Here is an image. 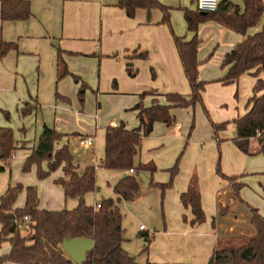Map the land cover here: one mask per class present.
I'll use <instances>...</instances> for the list:
<instances>
[{
  "label": "crops",
  "instance_id": "obj_1",
  "mask_svg": "<svg viewBox=\"0 0 264 264\" xmlns=\"http://www.w3.org/2000/svg\"><path fill=\"white\" fill-rule=\"evenodd\" d=\"M28 1L31 4V18L3 22L0 0V33L6 42L17 44L16 50L0 58V127L13 129L16 147L13 170L11 169L10 173L6 163L0 160V167H4V170L0 171V197L11 187L9 175L13 173L17 163L19 166L16 169L19 170L20 164L38 147L46 127L55 129L62 135L55 145L56 149L67 146L70 151L72 149L73 154L75 152L73 147L78 145V149L90 151L94 146L89 148L83 146V139L92 137L95 145L97 135L103 126L105 134L108 127H114L113 123L116 127L124 125L128 130L139 128V111L135 109L138 103L145 107H150L154 103L169 105L168 94L177 93L190 97L192 93L175 43V36L190 41L193 35L188 32L185 12L179 10L187 7L191 0H158L171 11L170 25L163 21L164 13L160 8H139L136 14L130 17L118 6L119 0ZM229 3L238 7L240 13L244 11V0H229ZM263 24L264 18L257 26L249 28L246 36L215 21L201 23L197 30L198 36L201 32L202 39L198 59L203 63L200 66L199 78L206 83L202 100L204 99L207 105L215 104L221 109V115L212 120V123L229 122L232 125L229 135L224 134L228 126L218 133L219 142L224 144L232 157L233 170L231 172L224 170L226 176L248 173L255 158L242 152L233 141L237 137V126L234 121L247 113V106L236 111L234 107L225 109L224 105L234 106L235 91L241 87V82L245 83L246 91H249V87L253 90L257 79L262 78L263 73L256 77L252 74L256 71L254 69L243 74L237 82L224 84L220 80L227 75L229 67L224 68L222 64L225 56L237 44L244 41L247 36L261 32ZM59 50L69 70V75L63 79L58 78ZM214 50L216 51L213 58L205 64ZM128 67L132 68L135 75L130 74ZM252 96L253 91L250 98ZM103 102L119 103V109L125 111V117L129 112L136 117L138 127L127 126L121 121L122 118L111 120L106 127L104 116L99 115L103 112L99 104L103 105ZM27 105L32 107V111L24 115L23 109ZM175 108L171 110L174 119ZM118 120L121 124L117 122ZM156 124L157 122L154 128ZM174 124L175 121L170 126L165 124L168 130L166 129V134L160 137L179 134L178 136L182 138L186 135L176 133ZM154 128L152 133L142 140L134 159L136 167L142 164L148 169H157L152 162L138 161L143 151L144 139L156 136L152 135ZM213 132V128L210 127L206 128L203 134L200 132L198 135L197 131H194L192 141L194 144L205 141L212 150L215 141ZM215 139L218 140L216 136ZM209 159L210 165L200 174L203 177L200 179V185L196 177L197 166H193L191 172L178 181L179 188L173 195L174 199H171V202L175 203L176 214L172 216L167 214V217H175L176 225L167 224L163 232L157 233L152 246H157L158 249L156 257L150 262L207 264L225 234L247 237L256 234L254 227H240L238 224H232L228 230L221 232L216 221H209L208 216L202 224H191L193 213L190 208L184 207L181 196L188 191L193 178L198 181L203 209L206 210L208 206L217 216L220 210L225 215L228 213L234 215L240 207L234 200L231 183L214 175L216 154L212 153ZM92 160L98 163L97 159ZM89 166L94 165L87 164L86 167L79 168V171L84 172ZM46 170L49 169L46 167ZM57 171L60 173L57 174ZM57 171L51 173L53 175L51 179L43 178L44 180L39 182L42 194V202L38 206L40 210L66 209L68 199L64 188L53 181L63 178L64 172L62 168ZM111 171L118 173L114 186L124 176V172ZM208 177L214 182L210 191H206ZM241 179L242 177L238 182H241ZM22 180L25 181V178ZM96 189L99 191L101 188L96 186ZM139 193L131 202L137 200ZM113 195L115 198L114 192ZM21 205L19 206L16 201L13 207L20 208ZM240 213L247 221L246 224H249L251 214L248 219L244 210ZM215 216L213 219L216 220ZM238 220V216H235V222ZM10 251L11 246L3 255H8ZM3 264L18 263L8 261Z\"/></svg>",
  "mask_w": 264,
  "mask_h": 264
},
{
  "label": "trees",
  "instance_id": "obj_2",
  "mask_svg": "<svg viewBox=\"0 0 264 264\" xmlns=\"http://www.w3.org/2000/svg\"><path fill=\"white\" fill-rule=\"evenodd\" d=\"M2 21L27 20L31 18V4L28 0H1ZM245 8L240 9L229 0H224L215 12L202 15L200 11L185 10V18L190 30H197L200 23L209 20L215 21L241 35L247 30L257 26L264 18V0H244ZM118 6L124 9L128 16L133 17L139 8H160L164 13L163 21L170 25V9L158 0H119ZM175 43L180 55L186 77L190 83L192 93L190 97L171 93L167 95L169 105L154 103L145 107L138 103L135 107L139 111L140 127L128 130L124 125L108 127L105 134V154L101 167L107 170L125 172L131 168L137 170H152L139 164L135 166L134 159L144 137L149 136L156 122H163L168 126L175 121L171 110L173 107H188L201 103L202 92L206 83L199 78L200 63L198 51L200 40L196 37L191 41L175 36ZM16 43L6 42L0 33V58L10 51L16 50ZM211 57V56H210ZM58 78L63 79L69 75V70L62 58L58 55ZM222 66L229 67L227 75L221 79L224 84L237 82L240 77L254 69L256 77L262 72L263 77L258 78L253 88V96L247 103L248 111L236 119L237 137L233 140L236 146L248 155H264V24L261 32L249 35L246 39L225 56ZM131 75H135L128 67ZM32 107L27 105L23 114L27 115ZM229 122L221 124L212 123L216 138L218 133L225 130ZM62 135L55 129L46 127L38 147L26 160L23 170L29 171L34 164L39 167V178L51 175L59 168L63 169L64 177L57 180L65 191L67 199H75L78 206L72 210L48 211L38 209V193L35 187L27 188L24 208L14 209L21 186L9 187L0 197V246L9 242L11 251L0 258V263L15 262L18 264H78L66 253L62 244L66 239L86 238L94 241V248L87 253L81 264H140L123 247L125 242L123 214L120 204L131 202L140 191L137 177L123 176L113 186L115 198L105 199L101 208L88 206L86 196L94 192L97 186V167L89 166L84 172L79 171V165L67 146L56 149V143ZM255 140L251 142V140ZM218 141H220L218 139ZM16 151L14 131L11 128L0 127V160L6 165ZM49 162V171L43 172L40 167L43 162ZM4 167H0L3 171ZM177 172V166L174 173ZM217 172L231 183L234 198L238 203H244L240 197L243 186L238 177H229L223 174L218 165ZM163 189L168 185L162 184ZM184 207L190 208L193 213L192 225L202 224L206 221V214L202 206L201 193L196 178H193L187 192L181 196ZM245 204V203H244ZM251 213L250 223L256 229V234L249 237H240L241 243L219 241L213 256L207 264H264V216L259 210L248 205ZM29 216V221L24 217ZM20 221V226L15 220ZM25 228L27 234L22 233ZM145 264L154 263L148 261Z\"/></svg>",
  "mask_w": 264,
  "mask_h": 264
},
{
  "label": "rangeland",
  "instance_id": "obj_3",
  "mask_svg": "<svg viewBox=\"0 0 264 264\" xmlns=\"http://www.w3.org/2000/svg\"><path fill=\"white\" fill-rule=\"evenodd\" d=\"M190 7L192 9H190ZM182 8L183 9L179 10L185 12V9H189L197 12V0H191L187 7ZM187 29L189 33L193 34L190 41L197 37L200 40L201 45V32L200 36H198V28L197 30H190L189 27ZM215 51L216 50H214L209 55V57L204 62L205 64L213 58ZM198 62L200 63V66L203 64L201 61H199V59ZM244 84L245 83L241 82V87L235 91V100L233 103L234 106H232V104L224 105L225 109L234 107L236 111H239L247 106L251 92L253 90L251 87H249V91H246ZM99 106L101 109H103V112L99 113V115L104 116L103 119L105 124H107L106 127L109 126L111 120H116V118H122L121 121L125 122L127 126L138 127L136 117L131 112H129V114L125 117V111H120L119 103L103 102V105L99 104ZM217 107L218 106H215V104L207 105L204 99L201 103H197L188 107H176V117L174 124L175 132H180V135H184V133H186V135H184L182 138L178 136L179 134L173 135L172 137H160L163 136L165 132H167L166 129L168 130V128L165 123L157 122L152 134L156 136L149 137L146 140L144 139L145 143L143 142V151L141 152L138 161L140 162L141 160L143 163L152 162L157 167V169L155 171L140 170L137 175L140 185V196L134 202H122L120 204L123 214L122 226L124 229L125 238L123 247L129 252L131 256H134L137 259V262L140 264H145L148 261H152V259L156 257L158 247L154 245L152 246V244L157 233L159 231L163 232L167 224L176 225L174 220L175 217L169 216L176 214L175 203L171 202V199H174L173 195L176 194V191L179 188L178 181L180 178L186 174H189L193 169V166H197L198 170L196 171V177L200 185V179H203L200 174L206 171L207 166L210 165L209 158L212 153L216 154V164L214 165V175L216 177L224 179L217 172L218 165L221 166V170L225 173V175H227L225 171L231 172L233 170L230 152L224 147L223 143L215 139V135V141L212 150L205 141L197 144H194L192 141V135L194 131H197L199 135L200 132L203 134L206 128H213L212 120L219 118L221 115V109ZM121 121L118 120L117 122L121 124ZM231 126L232 125L230 124L228 125V129L224 133L225 135L230 134ZM221 137L223 138V136ZM252 141L253 143L255 142L254 139L251 140V142ZM77 146L78 145H75L73 147V150L75 151L73 154L75 155L76 163L80 164V169L86 167L87 164H92L94 166L97 165L96 167L98 168L97 186L101 189L99 191L96 189V191L89 193L86 196V204L88 206H95L97 203H101L105 199L113 198V184L118 178V173L101 167L102 158L105 154V127L103 126L101 131L98 133L93 150L86 151L82 150L81 148L78 149ZM15 154L16 151L14 152V155ZM253 156L255 160L252 163L253 166L249 167L248 173H245L244 175L243 173L229 175V177H238V180H240L242 177L240 183H242L244 187L242 186L243 188L240 191V197L245 204L238 203L234 198V200L240 206L239 210L237 209L234 215H231L230 213L225 215L223 214V211L220 210L218 215L216 214L217 216H215V213H212L208 206L206 207V210L204 208L206 216L210 217L209 221H216V224L220 227L221 232L228 230L232 224H238L240 227L252 226L249 221V224H246L247 221L244 220V216H242L240 213L241 210H244L247 213V217L249 219L251 213L247 204L258 209L259 213L264 216V155L256 154ZM13 158H11L10 164L7 165L9 173L11 169L13 170ZM93 158L97 159V164L92 160ZM258 159H260V161ZM25 162L20 164L21 167L19 170L16 169V167L19 166L17 163L15 170L9 175L11 187H22V190L17 198V204L19 206L22 204L20 208L25 207L28 187L36 188L39 198L38 206L42 202V194L40 193L41 187L39 186V182L43 181L44 179L39 178V167L37 164H34L32 166V170H30L31 172H25L23 170ZM176 166L177 172L174 173ZM46 167L49 169L48 161L42 163L40 170L43 172H48L49 170H46ZM58 173L60 172L57 171V174ZM52 176L53 175L50 177L48 176L49 178H46L51 179ZM23 178H25V181L22 180ZM53 181L56 183L55 179ZM162 184L168 186L163 189L161 186ZM206 184V191H210L212 185H214V182L208 177ZM207 194L206 196L209 198ZM209 203H211V201H209ZM77 206V200L68 199L65 208L72 210ZM167 214H169L168 217ZM214 216L216 217V220L213 219ZM235 216H238V222H235ZM141 226H144V228H141ZM22 233L24 235L27 234L25 228L22 229ZM143 233L146 234L144 235ZM240 237L247 236L239 234H225L220 241H229L230 243L239 244L241 243V240L239 239ZM10 246L11 245L9 242L2 243L0 246V258L5 256L3 254L8 248H10Z\"/></svg>",
  "mask_w": 264,
  "mask_h": 264
},
{
  "label": "water",
  "instance_id": "obj_4",
  "mask_svg": "<svg viewBox=\"0 0 264 264\" xmlns=\"http://www.w3.org/2000/svg\"><path fill=\"white\" fill-rule=\"evenodd\" d=\"M206 15L207 12H201ZM144 235L146 233H143ZM63 249L76 263L81 264L87 257V253L94 248V241L86 238L66 239L62 244Z\"/></svg>",
  "mask_w": 264,
  "mask_h": 264
},
{
  "label": "built area",
  "instance_id": "obj_5",
  "mask_svg": "<svg viewBox=\"0 0 264 264\" xmlns=\"http://www.w3.org/2000/svg\"><path fill=\"white\" fill-rule=\"evenodd\" d=\"M224 2V0H197V8L200 12H215L220 7L221 3ZM114 127H116V124L113 123ZM83 146L85 147H93L94 146V139L92 137H88L86 139H83ZM137 169L131 168L124 172V176L127 175H136ZM95 208L99 209L101 208V203H97L95 205ZM29 216L24 217V221H29ZM16 224L20 226V221L18 219L15 220ZM141 228H144V226H141Z\"/></svg>",
  "mask_w": 264,
  "mask_h": 264
}]
</instances>
